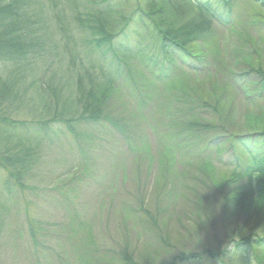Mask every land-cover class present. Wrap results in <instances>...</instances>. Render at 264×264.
Wrapping results in <instances>:
<instances>
[{
	"label": "rangeland",
	"instance_id": "rangeland-1",
	"mask_svg": "<svg viewBox=\"0 0 264 264\" xmlns=\"http://www.w3.org/2000/svg\"><path fill=\"white\" fill-rule=\"evenodd\" d=\"M0 5L6 19L7 3ZM51 8L47 0L16 8L45 42L28 60L33 67L14 76L16 118L42 131L22 181L0 165V264H215L203 250L227 244L242 218L221 197L244 179L222 183L264 132V10L233 0L229 22H216L186 55L161 65L131 59L96 121L43 125L69 107L72 84L55 51L72 24L66 11L52 19ZM138 30L133 22L119 38L134 42ZM81 33L69 44L83 51ZM47 82L52 95L42 99L35 88Z\"/></svg>",
	"mask_w": 264,
	"mask_h": 264
},
{
	"label": "trees",
	"instance_id": "trees-1",
	"mask_svg": "<svg viewBox=\"0 0 264 264\" xmlns=\"http://www.w3.org/2000/svg\"><path fill=\"white\" fill-rule=\"evenodd\" d=\"M47 1L52 7V19L59 20L58 11L62 14L66 11L65 16L72 24L70 34L67 32L68 39L62 36L55 48L66 63L70 78L64 79L72 84L65 97L69 107L63 106L50 115L49 121L42 122L43 125L62 120L69 121L70 125L81 120L96 121L102 115L101 110L120 71L128 68L131 59L161 65L173 54L186 55L189 46L208 34L216 22L227 24L228 13L233 9V0ZM254 1L264 10V0ZM5 2L9 15L6 19L0 16V165L18 183L25 175L21 174L23 167H30L36 159L35 140H39L42 130L16 118L20 110L19 103L13 101L18 95L14 76L20 69L33 67L28 60L42 55L45 42L36 32L31 34L34 22L30 15L27 23L24 19L20 21L16 8L21 6V0ZM59 21H63L62 18ZM133 22L139 29L134 33L135 41L122 42L119 36H126ZM58 30H62L60 24ZM79 31L84 35L83 51L69 44V39L70 42L75 39L73 33ZM94 50L100 51L96 58ZM8 64L12 68H8ZM50 86L48 82L47 86H36L37 95L42 99L52 95L44 90H52ZM191 124L195 130L209 128L207 124ZM257 141L255 148L246 150V157H235L231 178L222 183L227 185L244 179L236 192L221 197L242 211V218L227 231V244L203 250L205 257L215 264H264V132L259 133ZM201 257L199 253L190 254L188 259ZM179 259L186 258L181 255Z\"/></svg>",
	"mask_w": 264,
	"mask_h": 264
}]
</instances>
